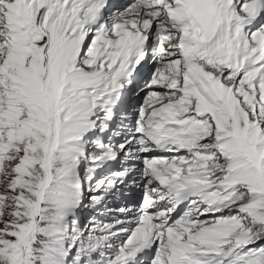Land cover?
<instances>
[{
	"label": "snow or ice",
	"instance_id": "obj_1",
	"mask_svg": "<svg viewBox=\"0 0 264 264\" xmlns=\"http://www.w3.org/2000/svg\"><path fill=\"white\" fill-rule=\"evenodd\" d=\"M0 264H264V0H0Z\"/></svg>",
	"mask_w": 264,
	"mask_h": 264
}]
</instances>
